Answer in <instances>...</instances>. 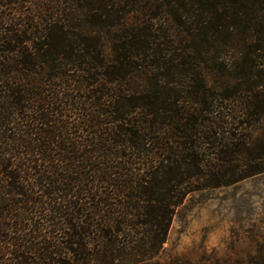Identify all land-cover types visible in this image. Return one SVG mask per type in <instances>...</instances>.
Listing matches in <instances>:
<instances>
[{
	"label": "trees",
	"instance_id": "obj_1",
	"mask_svg": "<svg viewBox=\"0 0 264 264\" xmlns=\"http://www.w3.org/2000/svg\"><path fill=\"white\" fill-rule=\"evenodd\" d=\"M262 172L264 0H0V264H148Z\"/></svg>",
	"mask_w": 264,
	"mask_h": 264
},
{
	"label": "rangeland",
	"instance_id": "obj_2",
	"mask_svg": "<svg viewBox=\"0 0 264 264\" xmlns=\"http://www.w3.org/2000/svg\"><path fill=\"white\" fill-rule=\"evenodd\" d=\"M148 264H264V172L190 192Z\"/></svg>",
	"mask_w": 264,
	"mask_h": 264
}]
</instances>
